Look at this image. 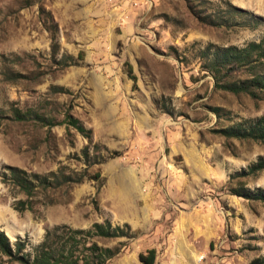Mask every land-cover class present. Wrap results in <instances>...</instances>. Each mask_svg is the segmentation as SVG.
Returning <instances> with one entry per match:
<instances>
[{
	"label": "rangeland",
	"instance_id": "374dc122",
	"mask_svg": "<svg viewBox=\"0 0 264 264\" xmlns=\"http://www.w3.org/2000/svg\"><path fill=\"white\" fill-rule=\"evenodd\" d=\"M263 34L264 0H0V170L84 173L22 211L12 203L24 194L0 180L9 241L24 238L30 250L55 224L107 218L135 234L97 237L126 242L103 264H139L147 247L153 264H249L264 254V203L230 191L264 188V170L233 176L264 144L218 131L263 113L264 100L216 87L207 66L221 47ZM63 53L72 58L61 62ZM15 107L38 117L16 119ZM0 264L16 262L0 252Z\"/></svg>",
	"mask_w": 264,
	"mask_h": 264
},
{
	"label": "trees",
	"instance_id": "16d2710c",
	"mask_svg": "<svg viewBox=\"0 0 264 264\" xmlns=\"http://www.w3.org/2000/svg\"><path fill=\"white\" fill-rule=\"evenodd\" d=\"M254 23L257 21L254 20ZM56 51L57 43L52 35L51 55ZM60 58L61 62H66L72 57L68 53H63ZM263 64L264 34L258 40H249L239 47L232 44L221 47L210 57L207 66L212 71L213 83L216 87L233 93H245L254 100H264ZM237 70H244L247 75L238 80L226 79L228 75ZM53 88L57 90L55 88H60V86L54 85ZM12 113L16 119L38 117L35 112L22 111L16 107L12 109ZM64 120L84 136H90L89 128H84L75 117L66 114ZM218 131L225 137L250 138L264 144V112L256 117L244 118L221 127ZM80 150L84 160H89L87 145H83ZM118 154L119 151L113 149L106 156ZM92 161H97V159H92ZM261 170H264V155L259 154L238 172L233 173V176L255 175ZM83 177V172L76 171L74 168L66 171L63 166L44 173L26 171L12 164L3 165L0 170V180L24 194V197L17 198L12 203V207L18 211L31 209L34 204L33 196L37 192H46L48 189L68 185L80 181ZM230 191L264 203L263 187L247 190L238 185V187H230ZM134 234L135 232L130 229L127 222L111 224L107 218L100 221L94 220L86 228L59 223L46 228L41 239L30 250H26L24 238L17 237L11 243L0 229V252L16 264H103L108 258L118 253L126 242L118 240L116 244L110 246L99 244L97 237L123 236L125 239H130ZM154 257V247H147L137 253L139 264H153ZM249 264H264V254L255 255L250 259Z\"/></svg>",
	"mask_w": 264,
	"mask_h": 264
}]
</instances>
